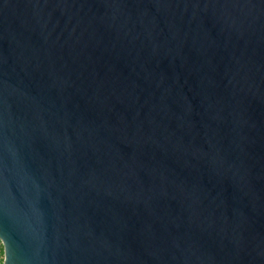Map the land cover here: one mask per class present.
<instances>
[{
    "label": "water",
    "instance_id": "95a60500",
    "mask_svg": "<svg viewBox=\"0 0 264 264\" xmlns=\"http://www.w3.org/2000/svg\"><path fill=\"white\" fill-rule=\"evenodd\" d=\"M4 264H264V0H0Z\"/></svg>",
    "mask_w": 264,
    "mask_h": 264
},
{
    "label": "trees",
    "instance_id": "16d2710c",
    "mask_svg": "<svg viewBox=\"0 0 264 264\" xmlns=\"http://www.w3.org/2000/svg\"><path fill=\"white\" fill-rule=\"evenodd\" d=\"M4 263H5V249L2 242L0 241V264H4Z\"/></svg>",
    "mask_w": 264,
    "mask_h": 264
}]
</instances>
